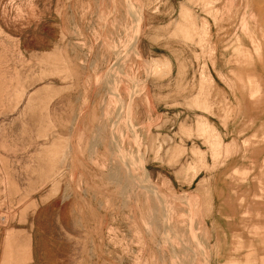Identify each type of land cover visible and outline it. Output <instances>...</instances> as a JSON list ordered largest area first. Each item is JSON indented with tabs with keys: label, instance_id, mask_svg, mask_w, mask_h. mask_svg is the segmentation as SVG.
<instances>
[{
	"label": "rangeland",
	"instance_id": "obj_1",
	"mask_svg": "<svg viewBox=\"0 0 264 264\" xmlns=\"http://www.w3.org/2000/svg\"><path fill=\"white\" fill-rule=\"evenodd\" d=\"M60 189L75 264H264V0H0V264Z\"/></svg>",
	"mask_w": 264,
	"mask_h": 264
},
{
	"label": "crops",
	"instance_id": "obj_2",
	"mask_svg": "<svg viewBox=\"0 0 264 264\" xmlns=\"http://www.w3.org/2000/svg\"><path fill=\"white\" fill-rule=\"evenodd\" d=\"M78 199L60 189L36 207L26 259L21 264H75V252L82 248L80 241L100 221L90 207L83 206L86 201L82 204Z\"/></svg>",
	"mask_w": 264,
	"mask_h": 264
},
{
	"label": "bare ground",
	"instance_id": "obj_3",
	"mask_svg": "<svg viewBox=\"0 0 264 264\" xmlns=\"http://www.w3.org/2000/svg\"><path fill=\"white\" fill-rule=\"evenodd\" d=\"M132 9H133V8H132ZM132 11H133V10H132ZM134 15H135V13H134ZM121 66H122V65H121ZM118 77H119V76H118ZM130 80H131V79H130ZM113 82H114V81H113ZM113 82H112V83H113ZM111 89H112V88H111ZM138 91H139V90H138ZM117 96H118V95H117ZM131 121H132V120H131ZM118 143H119V142H118ZM130 151H131V150H130ZM134 156H135V155H134ZM124 160H125V158H124ZM125 161H126V160H125ZM128 164H129V163H128ZM130 165H131V164H130ZM130 165H129V166H130ZM132 166H133V165H132ZM140 167H141V166H140ZM131 170H132V169H131ZM137 171H138V170H137ZM143 172H144V171H143ZM150 179H151V178H150ZM148 180H149V179H148ZM151 182H152V181H151ZM151 182H150V183H151ZM151 185H152V184H151ZM152 186H153V185H152ZM149 187H150V186H149ZM160 194H161V193H160ZM189 197H191V196H189ZM198 208H199V207H198ZM195 214H196V213H195ZM189 219H190V218H189ZM172 231H173V230H172ZM194 249H195V248H194ZM199 251H200V250H199ZM201 254H202V253H201ZM210 260H211V259H210ZM203 261H204V260H203Z\"/></svg>",
	"mask_w": 264,
	"mask_h": 264
}]
</instances>
